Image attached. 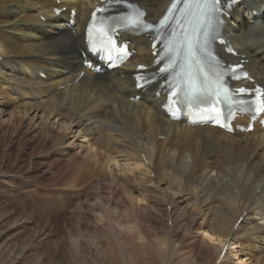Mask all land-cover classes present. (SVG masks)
<instances>
[{
  "label": "bare ground",
  "instance_id": "1",
  "mask_svg": "<svg viewBox=\"0 0 264 264\" xmlns=\"http://www.w3.org/2000/svg\"><path fill=\"white\" fill-rule=\"evenodd\" d=\"M93 1L0 0L1 107L8 110L15 104L11 113L20 117L12 120L18 122L27 114H40L45 123L56 120V137L50 128L42 130L54 146L36 155L40 161L55 155L60 165L75 156L88 161L85 166L91 171H105L109 162L114 168L119 165L118 171L130 178L115 174L112 182L124 190L136 211H154L153 200L141 204L143 200L133 198L137 189L148 195L149 183H154L153 199L171 207L168 219L176 207L182 224L188 218L200 220L195 236L211 248V264L224 246L217 264H230L229 254L235 264H264V129L226 133L166 118L154 87L133 88V67L151 61L149 41L141 36L130 40L135 54L120 69L94 74L82 67L83 28ZM134 1L145 18L154 21L171 0ZM63 6L65 11L55 16L52 9ZM70 8L76 9L75 24L67 28ZM253 9L259 18L253 17ZM223 30L248 59L251 76L264 87V0H242ZM81 70L83 75L75 81ZM137 94L140 98L134 100ZM71 139L84 154H70ZM184 206L194 211L188 214ZM167 236L170 240L172 231L164 232ZM172 245L171 239L169 247L175 252Z\"/></svg>",
  "mask_w": 264,
  "mask_h": 264
},
{
  "label": "rangeland",
  "instance_id": "2",
  "mask_svg": "<svg viewBox=\"0 0 264 264\" xmlns=\"http://www.w3.org/2000/svg\"><path fill=\"white\" fill-rule=\"evenodd\" d=\"M14 106L5 110L0 104V264L213 263L211 248L195 236L200 220L188 218L183 225L176 207L168 219L171 207L153 199L154 183H149L148 195L138 189L133 192L134 199L143 200L141 204L153 200L154 211L143 213L112 182L115 174L130 178L129 173L118 171L119 165L114 168L109 162L105 171H91L85 166L88 161L75 156L65 163L66 159L61 160L60 165L55 155H49L48 162L40 161L36 155L54 146L42 130L50 128L56 137L60 128L55 119L45 123L40 114L12 120L20 117L11 113ZM75 144L70 154H84ZM184 209L188 214L194 211ZM171 231L173 237L166 239L164 232ZM171 239L175 252L169 247ZM229 257L230 264H235L234 257Z\"/></svg>",
  "mask_w": 264,
  "mask_h": 264
},
{
  "label": "snow or ice",
  "instance_id": "3",
  "mask_svg": "<svg viewBox=\"0 0 264 264\" xmlns=\"http://www.w3.org/2000/svg\"><path fill=\"white\" fill-rule=\"evenodd\" d=\"M228 3H235L236 0H226ZM196 7L200 10V17L197 23V26L194 28V32L196 34V40L193 41L191 37L186 38V42L183 44L184 49V61L185 65L187 67H191L192 63L195 62L196 65L200 66V72L203 74V67L201 65V61L198 58V53L200 51H203L204 45L207 43V37L209 36L210 32L215 31L216 26H218L222 21L220 19V14L222 13L223 9L221 7L222 0H195ZM191 4H189V7ZM99 11V10H98ZM95 15V13L93 14ZM131 20V17H129ZM168 17H164L163 20L160 21V23L163 25L164 21L167 20ZM133 26H137L138 21H133ZM144 27H151L150 25H143ZM203 35L204 40H200V35ZM231 51V49H229ZM169 52H173L172 48H169ZM176 52H179V49H176ZM173 63H176L175 58L172 61ZM140 67H143L142 65ZM239 66H233L231 69L225 68L222 71L216 72V80L217 82L221 81L223 79V76L226 72L229 70L232 72L233 75L236 74L237 68ZM161 72L168 71L166 68H161ZM137 87H144L150 82V78L147 76L137 75L136 76ZM184 83L187 85L188 92L187 95H192L197 91L196 88V82L195 79L191 76L189 73L188 79L184 81ZM239 92L243 93L245 92L244 88H241L238 90ZM174 96H178L179 93L174 92ZM259 95V93H258ZM251 110V109H248ZM255 111L257 113L264 112V106H258ZM225 125L222 123L221 127H224ZM207 235V233H205Z\"/></svg>",
  "mask_w": 264,
  "mask_h": 264
}]
</instances>
